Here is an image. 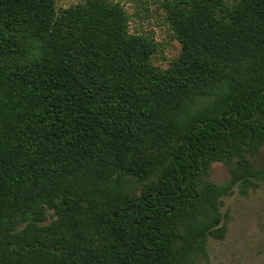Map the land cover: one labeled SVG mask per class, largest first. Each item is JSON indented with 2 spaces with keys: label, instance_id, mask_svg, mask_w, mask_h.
<instances>
[{
  "label": "trees",
  "instance_id": "trees-1",
  "mask_svg": "<svg viewBox=\"0 0 264 264\" xmlns=\"http://www.w3.org/2000/svg\"><path fill=\"white\" fill-rule=\"evenodd\" d=\"M165 9L161 68L117 1L0 0V264H189L264 180V0Z\"/></svg>",
  "mask_w": 264,
  "mask_h": 264
},
{
  "label": "rangeland",
  "instance_id": "rangeland-1",
  "mask_svg": "<svg viewBox=\"0 0 264 264\" xmlns=\"http://www.w3.org/2000/svg\"><path fill=\"white\" fill-rule=\"evenodd\" d=\"M84 0H56L57 7L66 8ZM119 2L129 16V30L135 34L153 37L157 50L152 62L166 68L181 51V44L172 31L167 19V0H114ZM237 167L264 166V145L258 150L247 151ZM231 164L216 161L211 164L208 179L224 184L231 178ZM222 237L208 235L206 252L194 253L189 264H264V180L250 187L246 194L241 192L240 183L233 186L222 197Z\"/></svg>",
  "mask_w": 264,
  "mask_h": 264
}]
</instances>
